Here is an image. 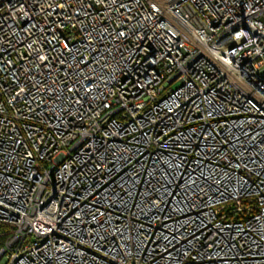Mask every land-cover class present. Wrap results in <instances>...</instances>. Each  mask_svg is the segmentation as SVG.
Instances as JSON below:
<instances>
[{
	"label": "built area",
	"instance_id": "2783aa9c",
	"mask_svg": "<svg viewBox=\"0 0 264 264\" xmlns=\"http://www.w3.org/2000/svg\"><path fill=\"white\" fill-rule=\"evenodd\" d=\"M0 264H264V0H0Z\"/></svg>",
	"mask_w": 264,
	"mask_h": 264
},
{
	"label": "trees",
	"instance_id": "16d2710c",
	"mask_svg": "<svg viewBox=\"0 0 264 264\" xmlns=\"http://www.w3.org/2000/svg\"><path fill=\"white\" fill-rule=\"evenodd\" d=\"M4 228H2V226H0V230H3ZM5 235L4 234H0V246L2 245L4 239H5Z\"/></svg>",
	"mask_w": 264,
	"mask_h": 264
}]
</instances>
